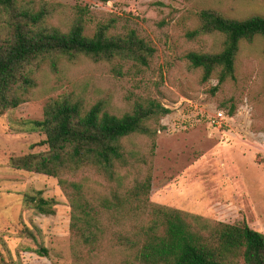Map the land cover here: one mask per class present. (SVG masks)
Here are the masks:
<instances>
[{
  "label": "rangeland",
  "instance_id": "374dc122",
  "mask_svg": "<svg viewBox=\"0 0 264 264\" xmlns=\"http://www.w3.org/2000/svg\"><path fill=\"white\" fill-rule=\"evenodd\" d=\"M26 1L35 11L47 10L44 27L66 32L80 20L87 36L99 25L109 26L113 35L134 31L154 53L147 66L84 57L56 59L53 66L46 60L35 72L30 100L0 115V255L6 261L121 264L108 243L98 254L83 252L84 258L76 262L75 253L81 254L82 248L70 233L71 208L57 180L8 165L11 157L47 150L39 145L44 134L31 122L42 120L50 100L68 99L86 110L101 103L118 117L150 101L160 103L170 114L150 124L157 130L153 152L148 137L134 135L125 141L127 150L143 156L147 164L137 162L120 171L122 185L132 186L150 172V203L211 222L244 220L264 235V39L239 44L235 79L215 93V76L202 83L201 70L191 68L186 59L191 52L217 53L222 47L224 39L218 34L189 36L199 28L202 10L237 20L264 17V0ZM2 21L0 15V25ZM218 113L222 121L215 120ZM87 185L84 190L95 207L117 188L91 175ZM37 192L56 202L53 215L27 206L26 197ZM98 213L106 221V214Z\"/></svg>",
  "mask_w": 264,
  "mask_h": 264
},
{
  "label": "trees",
  "instance_id": "16d2710c",
  "mask_svg": "<svg viewBox=\"0 0 264 264\" xmlns=\"http://www.w3.org/2000/svg\"><path fill=\"white\" fill-rule=\"evenodd\" d=\"M0 15V115L30 100L35 72L46 60L53 65L56 59L73 62L84 57L93 62L119 60L147 66L154 53L134 31L113 35L109 26L99 25L87 36L80 20L66 32L44 27L47 10L35 11L26 0H0ZM198 20L199 28L190 37L218 34L224 39L217 53L191 52L186 56L191 68L201 70L202 83L215 76V93L235 79L239 44L264 39V17L237 20L202 10ZM168 114L170 110L154 101L118 117L101 103L86 110L68 99L50 100L42 120L31 122L44 134L39 145L47 150L11 157L8 165L57 180L71 208L70 233L82 248L81 254L75 253L76 262L84 258L83 252L98 254L102 244L108 243L121 256V264H264V235L250 229L244 220L211 222L150 203V172L132 186L122 185L120 171L137 162L147 164L143 156L127 150L125 141L134 135L148 137L153 152L157 130L150 124L159 123ZM90 175L117 186L109 190V197L100 199L98 207L84 190L89 188ZM25 200L40 215L54 213L56 202L44 199L41 192ZM99 211L106 214V221L98 216ZM0 263L14 264L2 255Z\"/></svg>",
  "mask_w": 264,
  "mask_h": 264
},
{
  "label": "built area",
  "instance_id": "2783aa9c",
  "mask_svg": "<svg viewBox=\"0 0 264 264\" xmlns=\"http://www.w3.org/2000/svg\"><path fill=\"white\" fill-rule=\"evenodd\" d=\"M223 119H224V117H223V114H221V113H218L217 116L215 117V120H217V121H222Z\"/></svg>",
  "mask_w": 264,
  "mask_h": 264
}]
</instances>
